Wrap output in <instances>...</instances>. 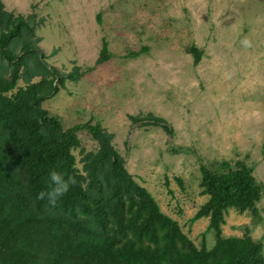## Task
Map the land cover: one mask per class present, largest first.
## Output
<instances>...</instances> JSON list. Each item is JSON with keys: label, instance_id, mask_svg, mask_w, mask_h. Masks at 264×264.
<instances>
[{"label": "rangeland", "instance_id": "374dc122", "mask_svg": "<svg viewBox=\"0 0 264 264\" xmlns=\"http://www.w3.org/2000/svg\"><path fill=\"white\" fill-rule=\"evenodd\" d=\"M2 1L8 11L35 15L49 64L86 72L43 108L65 129L99 124L112 133L124 166L161 211L197 246L212 247L208 219L191 222L207 199L201 167L242 160L264 190V0ZM103 41L112 58L95 66ZM191 46L203 52L197 65ZM142 47L150 51L125 57ZM146 114L171 132L130 120ZM78 136L79 162L97 145L85 131ZM258 208L259 224L229 210L223 233L240 236L249 226L264 254V191Z\"/></svg>", "mask_w": 264, "mask_h": 264}, {"label": "trees", "instance_id": "16d2710c", "mask_svg": "<svg viewBox=\"0 0 264 264\" xmlns=\"http://www.w3.org/2000/svg\"><path fill=\"white\" fill-rule=\"evenodd\" d=\"M37 25L35 15L8 11L0 0V264H264L263 244L249 226L240 236L223 233L231 209L249 213L255 224L262 221L258 204L264 190L253 169L242 160L201 167L207 199L191 222L208 219L214 244L208 248L203 240L197 246L129 173L112 133L99 124L65 129L43 108L86 72L77 65L62 72L49 64ZM149 51L142 47L125 57ZM189 53L197 65L203 52L191 46ZM111 58L103 41L95 66ZM130 120L171 132L152 114ZM81 131L97 149L81 151L78 162L73 151L81 147ZM53 169L76 181L54 207L36 199Z\"/></svg>", "mask_w": 264, "mask_h": 264}, {"label": "clouds", "instance_id": "9594fccd", "mask_svg": "<svg viewBox=\"0 0 264 264\" xmlns=\"http://www.w3.org/2000/svg\"><path fill=\"white\" fill-rule=\"evenodd\" d=\"M241 44L248 45L247 39L241 40ZM76 181L72 176H65L63 173L53 169L47 174L46 189L37 193V200H46L49 206H55L57 202L68 192L69 187ZM84 185H81L83 187Z\"/></svg>", "mask_w": 264, "mask_h": 264}]
</instances>
